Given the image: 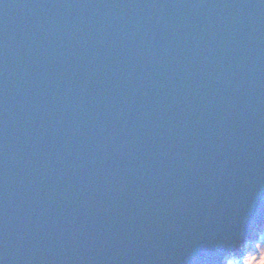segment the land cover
I'll return each instance as SVG.
<instances>
[{"label":"water","instance_id":"water-1","mask_svg":"<svg viewBox=\"0 0 264 264\" xmlns=\"http://www.w3.org/2000/svg\"><path fill=\"white\" fill-rule=\"evenodd\" d=\"M264 228V0H0V264H223Z\"/></svg>","mask_w":264,"mask_h":264},{"label":"rangeland","instance_id":"rangeland-1","mask_svg":"<svg viewBox=\"0 0 264 264\" xmlns=\"http://www.w3.org/2000/svg\"><path fill=\"white\" fill-rule=\"evenodd\" d=\"M243 252L239 258H226L223 264H228L229 259L233 264H264V228L257 234L256 240L244 244Z\"/></svg>","mask_w":264,"mask_h":264},{"label":"bare ground","instance_id":"bare-ground-1","mask_svg":"<svg viewBox=\"0 0 264 264\" xmlns=\"http://www.w3.org/2000/svg\"><path fill=\"white\" fill-rule=\"evenodd\" d=\"M226 261V259L224 260V262ZM228 264H233V262L231 261V259H229Z\"/></svg>","mask_w":264,"mask_h":264}]
</instances>
